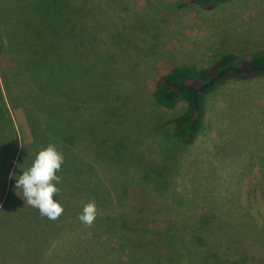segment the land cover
Listing matches in <instances>:
<instances>
[{"label": "rangeland", "instance_id": "obj_1", "mask_svg": "<svg viewBox=\"0 0 264 264\" xmlns=\"http://www.w3.org/2000/svg\"><path fill=\"white\" fill-rule=\"evenodd\" d=\"M61 1V29L54 35L43 25L40 34L58 38L65 70L86 65L88 56V72L99 74L82 117L89 131L99 129L103 146L122 149V158L111 169L101 147L94 150L101 157L80 144L73 151L94 167L86 182L99 178L109 193L98 215L118 217L117 227L100 236L77 219L83 192L67 205L73 219L42 217L47 233L36 255L25 250L27 229L12 227L25 218L8 206H25L10 201L6 189L16 181L8 175L22 174L31 147L41 146L35 139L50 97L33 81L39 61L29 64L39 33L21 32L18 0H0V213L7 212L0 238L12 240L0 264H264V77L224 81L204 96L201 130L189 145L164 123L186 105L168 107L152 97L155 80L171 67L204 69L220 53L262 52L264 0H234L211 11L183 0ZM26 111L39 126L28 127Z\"/></svg>", "mask_w": 264, "mask_h": 264}, {"label": "trees", "instance_id": "obj_2", "mask_svg": "<svg viewBox=\"0 0 264 264\" xmlns=\"http://www.w3.org/2000/svg\"><path fill=\"white\" fill-rule=\"evenodd\" d=\"M18 1V8L15 6V10L16 15L19 17L20 14L21 16L19 17L22 22L19 24L20 29L22 28L21 32L28 30L32 35L39 33L35 40L37 44L31 45V52L28 54L31 55L29 64L35 63V59L33 58L39 61V70L37 72L40 73V76L34 77L33 81L41 84L44 91L48 92L50 97L49 102L47 100L45 108H43L45 118L40 122L41 131H39L35 140L41 146H46L49 143L55 144L63 152L65 161L61 167V171L57 173L62 177V180L57 185L60 191L55 199L64 208L63 215L57 220L62 218L68 220L72 216L68 214L67 205L71 203L70 200L72 198L75 199V196L79 192L84 193L81 197L83 202L94 200L97 210L99 207L110 202L109 193L105 190L99 178L88 177V182H86L85 175L95 176V170L92 165L88 164L73 151L74 144H80L94 157H101L102 152L105 151L106 156L104 157L105 159L103 158V162L110 168L113 167L111 164L115 160L122 158V149L119 151L112 147L103 146L102 141L104 138L99 134V129L95 127V132L89 131L88 117H82L84 114L88 116V89L99 78L98 73L88 72V56L86 55V65L84 63L83 66H79L76 70H65V56H58L60 54H57L55 50L57 49L56 40L58 38L56 37V39L54 38L52 41H49L47 38H44L43 34H40L43 25H48L47 30L51 31L54 35L56 30L61 29L58 26V22L59 20H64L61 13L66 10L65 3L61 0ZM232 1L234 0H183L181 5L185 6L193 2L200 5L202 9L211 11L219 5L228 4ZM39 27H42V29ZM48 41H54L53 45L56 48L48 51V47L46 46ZM23 42L24 39H20L17 45L22 47ZM68 59L70 58L68 57ZM30 67L33 68V66ZM259 76L264 77V50L260 53H248L242 57L233 52H224L218 54L214 61L204 69H197L188 65L171 67L155 80L152 97L155 102L168 107L174 106L177 102H182L186 105L185 111L181 115L169 118L164 123L172 125L173 137L178 142L182 145H189L194 142L201 130L204 96L212 93L224 81H248ZM39 109V106H33L32 112L38 113ZM29 113L31 112L26 111L24 115L28 127L29 125L31 127L39 126L36 118H34L35 114L29 117ZM97 147H101L102 152H97L96 154L94 150ZM119 148H122L120 143ZM36 151L37 149L32 146L24 158L25 164L30 165ZM69 182L73 183V187H70L72 184L69 185ZM8 207L16 208L19 211L14 214L22 215L23 220L25 218L24 221L19 220L15 225L13 224L12 227L16 228V231H19L21 227L27 229V234L24 237L26 243L25 250L36 255L37 252L39 253L38 243L43 240L42 238L47 233L45 230L46 225L44 223L41 225V215L38 210L32 207H20L13 204H10ZM75 211L77 215V207ZM4 214H7V212ZM4 214L0 213V226L7 224L5 219L1 221V217L5 216ZM45 218L43 217L44 221H49L48 218ZM117 219L118 217H102L97 213L95 222L92 225L96 226L95 230L99 232L100 236L109 235L111 230L117 227ZM6 233L15 234L11 229L6 231ZM2 239L3 237L0 238V243L4 247L0 248V254H3L5 257L9 253L7 252L8 249L11 247L6 243L12 240L9 239V235ZM20 242L18 241L17 243ZM227 264L242 263L229 262Z\"/></svg>", "mask_w": 264, "mask_h": 264}, {"label": "clouds", "instance_id": "obj_3", "mask_svg": "<svg viewBox=\"0 0 264 264\" xmlns=\"http://www.w3.org/2000/svg\"><path fill=\"white\" fill-rule=\"evenodd\" d=\"M65 158L55 144L38 146L37 151L29 166L21 168L20 175L10 173V178L15 177V188L22 193L20 196L24 203L38 210L41 217L57 220L64 213V208L55 197L60 189L62 177L58 175L64 164ZM97 206L94 200L82 201V209L77 219L87 227L95 222Z\"/></svg>", "mask_w": 264, "mask_h": 264}, {"label": "crops", "instance_id": "obj_4", "mask_svg": "<svg viewBox=\"0 0 264 264\" xmlns=\"http://www.w3.org/2000/svg\"><path fill=\"white\" fill-rule=\"evenodd\" d=\"M2 166V165H1ZM10 173H12V170H10L9 175H8V181L10 180ZM7 193L9 191L10 193V201L16 204L24 205L25 207H31L24 203L23 199L20 197L22 195L21 191L19 189H16L15 186L13 185H8L6 189ZM3 244L0 243V248H3Z\"/></svg>", "mask_w": 264, "mask_h": 264}]
</instances>
